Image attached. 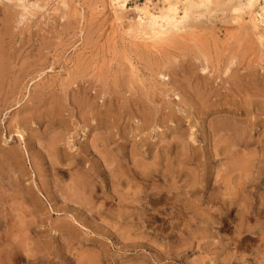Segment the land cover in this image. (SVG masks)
Instances as JSON below:
<instances>
[{
    "label": "rangeland",
    "instance_id": "1",
    "mask_svg": "<svg viewBox=\"0 0 264 264\" xmlns=\"http://www.w3.org/2000/svg\"><path fill=\"white\" fill-rule=\"evenodd\" d=\"M204 1L0 0V264H264V0Z\"/></svg>",
    "mask_w": 264,
    "mask_h": 264
},
{
    "label": "bare ground",
    "instance_id": "2",
    "mask_svg": "<svg viewBox=\"0 0 264 264\" xmlns=\"http://www.w3.org/2000/svg\"><path fill=\"white\" fill-rule=\"evenodd\" d=\"M168 1V0H167ZM205 1H207V0H205ZM204 1V2H205ZM26 2V1H25ZM26 4V3H25ZM30 4V3H29ZM206 4V3H205ZM249 4V3H248ZM31 5H33V3L31 4ZM20 6V5H19ZM170 7V6H169ZM202 7V6H201ZM166 11V10H165ZM171 11V10H170ZM174 12V11H173ZM185 12V11H184ZM28 13V12H27ZM170 13V12H169ZM220 14V13H219ZM120 15V14H119ZM173 15H174V13H173ZM223 15V14H222ZM226 15V14H225ZM228 15V14H227ZM245 15V14H244ZM166 17H168L167 16V14L165 15ZM158 17V16H157ZM161 17V16H160ZM170 17V16H169ZM174 17V16H173ZM172 17V18H173ZM254 17V16H253ZM159 18V17H158ZM151 19V18H150ZM152 20V19H151ZM150 21V20H149ZM164 21V20H163ZM173 21V20H172ZM250 21V20H249ZM253 21V20H252ZM157 22V21H156ZM17 23V22H16ZM240 23V22H239ZM169 24V23H168ZM126 28V27H125ZM209 28V27H208ZM148 29H150V28H148ZM157 29V28H156ZM168 29V28H167ZM206 29V28H205ZM164 30V29H163ZM162 30V31H163ZM202 30V29H201ZM142 31V30H141ZM144 31V30H143ZM142 31V32H143ZM151 31V30H150ZM165 31V30H164ZM205 31V30H204ZM175 32H176V30H175ZM209 32V31H208ZM173 33V32H172ZM237 33V32H236ZM136 33H134V35H135ZM139 34V33H138ZM148 34V33H147ZM150 34V35H149ZM148 35V37L146 38V39H149V40H151L152 42H153V44H155V43H158L160 40H162L163 39V34L161 33V32H157L156 30H154V31H152L151 33H149ZM140 35V34H139ZM133 36V35H132ZM181 36V35H180ZM188 36V35H187ZM206 36V35H205ZM237 36V35H236ZM136 37V36H135ZM165 37H167V36H165ZM168 37H170V36H168ZM172 37V36H171ZM175 37V36H174ZM139 38V37H138ZM140 38H142V37H140ZM139 38V39H140ZM188 38V37H187ZM209 38V37H208ZM227 38V37H226ZM229 38V37H228ZM145 39V40H146ZM142 40H144V39H142ZM135 41V40H134ZM148 41V40H147ZM164 41H165V39H164ZM193 41V40H192ZM161 42V41H160ZM159 42V43H160ZM195 43V42H194ZM149 44H151V43H149ZM154 48V47H153ZM152 48V49H153ZM201 53V52H200ZM236 54V53H235ZM178 55V54H177ZM236 56V55H235ZM229 57V56H228ZM230 58H231V56H230ZM233 58V57H232ZM250 58V57H249ZM238 59V58H237ZM7 62V61H6ZM7 63H9V62H7ZM249 63V62H248ZM200 64V63H199ZM1 65V64H0ZM143 65V64H142ZM2 66V65H1ZM0 66V67H1ZM144 66V65H143ZM147 66V65H146ZM205 67V66H204ZM211 67V66H210ZM5 68V67H4ZM146 68V67H145ZM224 68V67H223ZM133 73V72H132ZM184 75V74H183ZM164 76V75H163ZM228 77V76H227ZM73 80V79H72ZM203 80V79H202ZM222 81V80H221ZM202 82V81H201ZM14 83V82H13ZM181 83V82H180ZM175 85V84H174ZM190 85V84H189ZM243 85V84H242ZM184 89V88H183ZM140 90V89H139ZM143 90V89H142ZM255 90V89H254ZM122 93V92H121ZM196 97H199V96H196ZM4 98V97H3ZM186 99H187V97H186ZM204 99V98H203ZM202 99V100H203ZM263 99H264V97H263ZM198 100H199V98H198ZM78 102V101H77ZM153 102V101H152ZM78 103H80V102H78ZM202 104V103H201ZM205 104V103H204ZM263 104V103H262ZM87 108V107H86ZM85 108V109H86ZM110 109V108H109ZM105 112V111H104ZM96 114V113H95ZM111 114V113H110ZM83 116V115H82ZM230 121V120H229ZM152 125V124H151ZM218 125V124H217ZM225 125V124H224ZM216 126V125H215ZM102 127V126H101ZM223 127V126H222ZM234 128V127H233ZM89 129V128H88ZM96 129V128H95ZM244 129V128H243ZM65 130V129H64ZM108 130V129H107ZM228 131V130H227ZM226 132V131H225ZM229 132V131H228ZM21 134V133H20ZM84 135V134H83ZM19 136H22V134L21 135H19ZM102 137V136H101ZM226 138V137H225ZM55 139V138H54ZM1 140V139H0ZM52 140V139H51ZM56 140V142H58L57 141V139H55ZM55 140H52V141H55ZM239 140H241V139H239ZM6 141V140H5ZM9 141V140H8ZM72 141V140H71ZM107 141V140H106ZM105 141V142H106ZM55 142V143H56ZM229 142V141H228ZM94 143V142H93ZM108 143V142H107ZM193 143V142H192ZM240 143V142H239ZM49 144V143H48ZM51 144V143H50ZM54 144V143H53ZM58 144V143H57ZM185 144V143H184ZM44 145V144H43ZM47 145V144H46ZM56 145V144H55ZM55 145H54V147H55ZM93 145V144H92ZM6 145L4 144V146H1L0 145V147L2 148V157L5 159V161L7 162V164L8 163H19L20 162V160H21V156H20V153H19V151L17 150V149H15L16 147H14V148H12L13 146L12 145H10V146H12V147H10V146H8V147H5ZM51 146H53V145H51ZM84 146V145H83ZM91 146V145H90ZM89 146V147H90ZM20 147V146H19ZM52 149V148H51ZM57 149H58V147H57ZM95 149V148H94ZM103 149V148H102ZM47 150V149H46ZM52 151V150H51ZM54 151H55V149H54ZM21 152H22V150H21ZM228 152V151H227ZM25 153V152H24ZM105 153V152H104ZM215 155V154H214ZM58 156V155H57ZM52 157H53V154H52ZM229 157V156H228ZM241 157V156H240ZM2 158V159H3ZM111 158V157H110ZM115 158V157H114ZM52 160V159H51ZM231 160V159H230ZM119 161V160H118ZM247 161V160H246ZM116 162V161H115ZM232 162H234V161H232ZM51 163H52V161H51ZM20 164V163H19ZM55 164V163H54ZM2 165V164H1ZM9 165V164H8ZM15 165V164H14ZM26 165V164H25ZM52 165V164H51ZM148 166V165H147ZM153 166V165H152ZM232 166V165H231ZM223 167V166H222ZM228 167V166H227ZM233 167V166H232ZM9 168V167H8ZM26 168V167H25ZM13 169V168H12ZM132 170V169H131ZM227 170V169H226ZM245 175V174H244ZM77 177V176H76ZM79 177V176H78ZM77 177V178H78ZM83 177V176H82ZM238 177V176H237ZM73 178V177H72ZM77 178H74L75 180L77 179ZM87 182V181H86ZM245 183V182H244ZM25 184H26V182H25ZM79 184V183H78ZM90 184V183H89ZM88 184V185H89ZM92 185V184H91ZM90 185V186H91ZM78 187V186H77ZM118 187V186H117ZM82 188V187H81ZM240 188V187H239ZM72 189V188H71ZM76 189V188H75ZM86 189H87V187H86ZM88 189H89V187H88ZM74 190V189H73ZM89 190H91L92 191V188H90ZM89 190H87V192L89 191ZM94 190V189H93ZM75 191H77V190H75ZM78 191H79V189H78ZM90 191V192H91ZM87 192H86V194H87ZM36 193V192H35ZM37 194V193H36ZM79 194V193H78ZM17 195H18V192H17ZM228 195V194H227ZM37 196H39V195H37ZM62 197V196H61ZM86 198H88V197H86ZM122 198V197H121ZM41 200V199H40ZM85 203V202H84ZM88 203V202H87ZM23 208V207H22ZM7 210V209H6ZM21 218V217H20ZM22 220V219H21ZM20 220V221H21ZM27 223V222H26ZM28 223H30V222H28ZM27 223V224H28ZM23 224H24V222H23ZM25 227V226H24ZM28 231V230H27ZM17 235V234H16ZM4 241V240H3ZM19 245V244H18ZM27 249V248H26ZM17 255V254H16ZM6 257V256H5ZM5 259V258H4Z\"/></svg>",
    "mask_w": 264,
    "mask_h": 264
}]
</instances>
